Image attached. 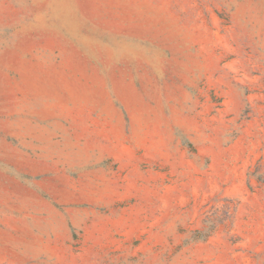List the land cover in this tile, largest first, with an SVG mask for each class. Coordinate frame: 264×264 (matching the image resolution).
I'll return each mask as SVG.
<instances>
[{"label":"rangeland","instance_id":"obj_1","mask_svg":"<svg viewBox=\"0 0 264 264\" xmlns=\"http://www.w3.org/2000/svg\"><path fill=\"white\" fill-rule=\"evenodd\" d=\"M0 264H264V0H0Z\"/></svg>","mask_w":264,"mask_h":264}]
</instances>
